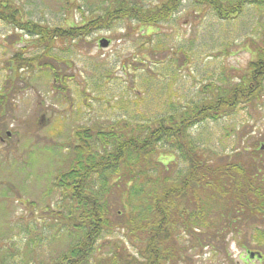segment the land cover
Instances as JSON below:
<instances>
[{
  "label": "rangeland",
  "instance_id": "rangeland-1",
  "mask_svg": "<svg viewBox=\"0 0 264 264\" xmlns=\"http://www.w3.org/2000/svg\"><path fill=\"white\" fill-rule=\"evenodd\" d=\"M7 1L24 22L65 29L115 9L145 13L166 0ZM217 2L226 7L237 1ZM36 39L0 20V264H56L76 234L81 236L68 193L56 184L74 164L79 129L97 133L126 127L136 133L161 118L226 98L264 49V0H244L239 13L224 19L211 7L181 0L174 14L152 25L123 18L80 40L54 42L49 50L47 42ZM100 40H107L108 47L100 48ZM37 57L28 68L15 70L14 61ZM251 90L231 113L195 124L184 138L200 160H242L259 168L254 181L260 189L264 79L257 91ZM174 141L162 140L154 147L147 182L134 180L135 213L130 216L136 222L142 211L139 217L135 207L141 208L144 192L154 193L155 181L176 185L186 175L189 161ZM91 143L102 152L97 136ZM94 185L99 189L98 181ZM122 190L126 188L120 185L105 194L110 210L85 264H110L115 252L128 261L142 260L143 235L129 234L125 216L117 215ZM207 205L208 225L192 226L193 234L176 223L166 246L172 256L161 264H264V212L234 213L224 200ZM217 229L222 230L219 235Z\"/></svg>",
  "mask_w": 264,
  "mask_h": 264
},
{
  "label": "trees",
  "instance_id": "trees-1",
  "mask_svg": "<svg viewBox=\"0 0 264 264\" xmlns=\"http://www.w3.org/2000/svg\"><path fill=\"white\" fill-rule=\"evenodd\" d=\"M195 1L213 8L217 15L224 19L239 13L244 0H235L237 1L235 4L226 7H222L218 0ZM180 4L181 0H166L160 7L147 10L145 13L137 9H115L113 12L89 20L80 27L64 29L24 22L18 9L8 4L7 0H0V20L30 36H36L40 44L47 42L45 46L46 50H49L54 42L63 44L66 41L80 40L93 31L108 29L113 21L123 18L138 19L141 24L148 25L162 22L174 14ZM38 60L39 57L16 60L14 61L15 70L28 68ZM243 73L245 74L240 78V82L230 86L226 91V98L219 97L206 104L197 105L194 109L192 108L191 113L182 112L175 116L161 118L153 127H147L145 131L137 130L134 133L135 130L124 127L120 131L112 129L107 132L88 133V130L81 128L76 132L77 146L72 150L76 156L74 164L69 172L57 177L56 184L58 183L59 188H64V191L68 193L66 196L69 197L70 205L74 209L76 223L74 225L80 230L81 236L76 234L73 244L67 252L59 256L56 264L88 262L96 237L104 227V217L110 210L111 205L105 198V194L108 195L110 189L119 190L120 185H123L126 190L118 194L121 209L117 215L125 216L129 234H135L133 235L135 237H137L136 234L143 235L141 244L144 249L140 247L142 260H138L139 262L133 257L130 261L125 260V256L119 258L115 252L109 256L110 264L163 263L168 256H172L170 252L168 253L166 246L173 238L176 223L179 222L185 230H191V234L194 230L192 226L202 228L208 225L206 223L208 202L224 200L231 204V211L234 213L245 211L250 216H263L264 172L259 189L256 187L257 182L254 181L260 171L259 168L248 167L245 163L249 162L242 160L235 163H208L200 160L199 155L185 144L184 138L187 129L203 120L209 118L217 120L223 114L231 113V108H235L233 106H236L238 101L245 100L250 89L253 92L259 89L264 79V49L260 50L255 60L249 62L246 72L243 71ZM54 80L57 81L58 78L55 76ZM219 112H221L220 115ZM94 135L100 141L101 153L97 152L91 143ZM162 140L179 141H174L177 143L174 145L180 151L184 149L189 166L180 183L169 185L171 183L157 180L154 193L153 191L144 192V198L140 199L141 208L135 207L139 217L142 211V218L136 222L130 216L131 212L135 213L134 206L131 204L135 201L132 190L138 181L139 185L143 181L147 182L151 166L149 155L153 153L156 144ZM259 149L261 151V147ZM157 164L165 167L163 163ZM127 174L130 176L127 181H124V176ZM114 176L116 178L112 179ZM136 179L138 181L134 183ZM95 181L99 182V189L95 187ZM249 195L252 197L249 198ZM129 203L132 206L130 210ZM220 232L222 230H215L218 235ZM212 237L215 239L213 235Z\"/></svg>",
  "mask_w": 264,
  "mask_h": 264
},
{
  "label": "water",
  "instance_id": "water-1",
  "mask_svg": "<svg viewBox=\"0 0 264 264\" xmlns=\"http://www.w3.org/2000/svg\"><path fill=\"white\" fill-rule=\"evenodd\" d=\"M98 45L100 46V48H107L109 45V42L107 40H100Z\"/></svg>",
  "mask_w": 264,
  "mask_h": 264
},
{
  "label": "flooded vegetation",
  "instance_id": "flooded-vegetation-1",
  "mask_svg": "<svg viewBox=\"0 0 264 264\" xmlns=\"http://www.w3.org/2000/svg\"><path fill=\"white\" fill-rule=\"evenodd\" d=\"M251 253V252H250ZM254 259V258H253Z\"/></svg>",
  "mask_w": 264,
  "mask_h": 264
}]
</instances>
